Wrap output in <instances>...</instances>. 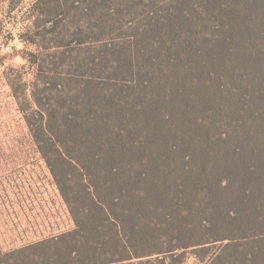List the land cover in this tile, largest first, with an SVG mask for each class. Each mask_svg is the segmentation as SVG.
Segmentation results:
<instances>
[{
	"label": "trees",
	"instance_id": "16d2710c",
	"mask_svg": "<svg viewBox=\"0 0 264 264\" xmlns=\"http://www.w3.org/2000/svg\"><path fill=\"white\" fill-rule=\"evenodd\" d=\"M28 20L34 79L11 88L75 228L0 264H264V0H36Z\"/></svg>",
	"mask_w": 264,
	"mask_h": 264
},
{
	"label": "rangeland",
	"instance_id": "374dc122",
	"mask_svg": "<svg viewBox=\"0 0 264 264\" xmlns=\"http://www.w3.org/2000/svg\"><path fill=\"white\" fill-rule=\"evenodd\" d=\"M35 1L24 0L13 8L10 0H0V248L3 253L73 229L66 205L11 88V83H17L21 77L26 85L34 79V71L22 58L34 48L25 44L21 35L30 25L29 12ZM186 264L202 263L191 255Z\"/></svg>",
	"mask_w": 264,
	"mask_h": 264
},
{
	"label": "built area",
	"instance_id": "2783aa9c",
	"mask_svg": "<svg viewBox=\"0 0 264 264\" xmlns=\"http://www.w3.org/2000/svg\"><path fill=\"white\" fill-rule=\"evenodd\" d=\"M50 173H51V171H50ZM52 175V174H51ZM52 179H53V176H52ZM53 182H54V179H53ZM54 184H55V182H54ZM55 186H56V184H55ZM57 187V186H56ZM58 188V187H57ZM58 191H59V189H58ZM59 193H60V191H59ZM60 195H61V193H60ZM61 197H62V195H61ZM62 200L64 201V199H63V197H62ZM64 203H65V201H64ZM65 205H66V203H65ZM65 208L67 209V211H68V213H69V215H70V212H69V210H68V207H67V205L65 206ZM70 217H71V215H70ZM71 219H72V217H71ZM72 222H73V229L75 228V223H74V221H73V219H72ZM73 229H71V230H73ZM71 230H69V231H71ZM69 231H67V232H69ZM64 233H66V232H64ZM63 233V234H64ZM27 246H30V245H27ZM27 246H23V247H20L21 249L22 248H24V247H27ZM19 248V249H20ZM0 250L2 251V249L0 248ZM15 250H17V249H15ZM10 252V251H9ZM8 252V253H9ZM12 252V251H11Z\"/></svg>",
	"mask_w": 264,
	"mask_h": 264
}]
</instances>
